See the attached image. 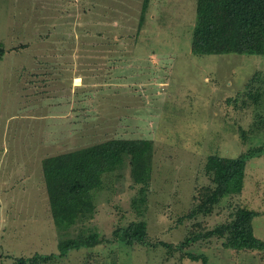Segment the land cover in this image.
Instances as JSON below:
<instances>
[{
	"label": "rangeland",
	"instance_id": "1",
	"mask_svg": "<svg viewBox=\"0 0 264 264\" xmlns=\"http://www.w3.org/2000/svg\"><path fill=\"white\" fill-rule=\"evenodd\" d=\"M141 1L0 0V264L34 254L48 257L45 264H202L186 253L206 264H264L263 252H235L214 239L181 251L194 220L178 222L195 188L213 187L207 156L264 146V57L194 56L195 0H150L138 29ZM249 91L260 94L257 105ZM114 138L153 144L142 213L132 208L141 185L124 169L92 192L93 217L59 236L41 160ZM239 207L257 214L252 229L264 242V154L248 160L239 195L196 218L200 231ZM139 220L143 243L113 238ZM90 231L102 243L58 254L59 240Z\"/></svg>",
	"mask_w": 264,
	"mask_h": 264
},
{
	"label": "trees",
	"instance_id": "2",
	"mask_svg": "<svg viewBox=\"0 0 264 264\" xmlns=\"http://www.w3.org/2000/svg\"><path fill=\"white\" fill-rule=\"evenodd\" d=\"M150 0H142L138 29L143 24L144 14ZM92 2V1H91ZM91 9H93L90 3ZM195 17L190 38V53L202 55H247L264 57V0H195ZM89 8V7H88ZM88 8L84 9L85 14ZM107 37L105 44H117ZM0 43V59L4 55ZM253 105L258 104L260 94H246ZM245 138V136H242ZM264 154V146L251 148L236 158L207 156L204 172L209 174L212 188L196 187L191 208L178 220L193 221L188 234L179 245L184 250L201 240H220L221 247L235 252L261 251L264 242L254 236L252 220L257 214L244 208H237L231 220L209 230L200 231L196 222L198 216L212 214L214 206L230 196L241 193L245 167L249 159ZM153 156V144L144 139L114 138L95 143L65 153L47 156L41 160V176L48 202L50 217L58 235L90 220L96 205L92 192L103 189V178L107 174L127 170L129 178L141 185L132 208L142 213L145 202ZM117 242L131 246L141 244L147 238V225L143 220L133 221L127 226L118 227L112 232ZM103 239L97 232L90 231L86 236L78 234L57 242L60 256L79 248H94ZM170 250V245L163 243ZM191 262L206 264L204 255L186 253ZM48 257L32 255L11 258L12 264H45Z\"/></svg>",
	"mask_w": 264,
	"mask_h": 264
}]
</instances>
